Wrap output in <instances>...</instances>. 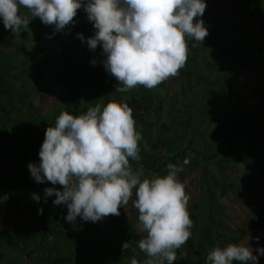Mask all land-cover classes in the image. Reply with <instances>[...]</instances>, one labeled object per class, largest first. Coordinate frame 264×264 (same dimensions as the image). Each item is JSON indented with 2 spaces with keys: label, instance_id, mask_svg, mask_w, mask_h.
I'll list each match as a JSON object with an SVG mask.
<instances>
[{
  "label": "trees",
  "instance_id": "obj_1",
  "mask_svg": "<svg viewBox=\"0 0 264 264\" xmlns=\"http://www.w3.org/2000/svg\"><path fill=\"white\" fill-rule=\"evenodd\" d=\"M73 19L55 31L35 17L15 34L0 22V264L145 259L132 199L119 215L97 222L78 216L73 225L64 219L67 206L53 204L54 194L45 202V187L62 186L37 183L27 167L39 163L45 130L62 111L79 115L110 100L132 108L142 133L134 169L151 177L164 175L170 162L183 165L193 226L173 264H206L211 248L229 243L264 247V0H206L208 34L202 43L188 41L185 66L153 89L125 93L115 91L100 46L87 47L94 28L83 8ZM210 121L219 125L215 137L204 129ZM227 195L253 209L245 225L232 223L222 201Z\"/></svg>",
  "mask_w": 264,
  "mask_h": 264
},
{
  "label": "clouds",
  "instance_id": "obj_2",
  "mask_svg": "<svg viewBox=\"0 0 264 264\" xmlns=\"http://www.w3.org/2000/svg\"><path fill=\"white\" fill-rule=\"evenodd\" d=\"M80 8L94 28L87 47L95 51L100 46L103 67L115 77L119 93L137 86L153 89L175 77L186 64L188 41L202 43L208 34L202 19L206 0H0V22L15 34L39 17L61 31L75 23ZM78 36L84 41L82 33ZM140 141L142 133L127 103H96L79 115L62 111L45 130L39 163L27 167L37 183L62 186L45 187V202L54 194L53 204L67 206L64 219L73 225L78 216L97 222L119 215L132 199L145 233L138 241L145 259L133 256L130 264H173L193 226L190 196L179 176L183 165L170 162L164 175L146 176L130 163L141 159ZM32 198L40 200L35 192ZM129 247L122 243V249ZM261 255L264 247L254 249L249 240L229 243L211 248L206 264H258Z\"/></svg>",
  "mask_w": 264,
  "mask_h": 264
},
{
  "label": "rangeland",
  "instance_id": "obj_3",
  "mask_svg": "<svg viewBox=\"0 0 264 264\" xmlns=\"http://www.w3.org/2000/svg\"><path fill=\"white\" fill-rule=\"evenodd\" d=\"M51 99L55 102L57 101L54 96H52ZM204 129L210 134V136L215 137L218 134L219 125L215 121H210L204 126ZM193 176L197 177L198 172H194ZM232 200V196L228 195L222 198V201L227 206V211L232 223L236 225H245L253 209L251 207L242 209L241 207H238L237 204H235ZM251 236L254 237V233H252ZM257 245L258 244L255 243L252 245V247L255 249Z\"/></svg>",
  "mask_w": 264,
  "mask_h": 264
}]
</instances>
